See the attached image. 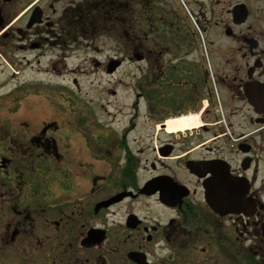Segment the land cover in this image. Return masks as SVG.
<instances>
[{
    "label": "flooded vegetation",
    "instance_id": "obj_1",
    "mask_svg": "<svg viewBox=\"0 0 264 264\" xmlns=\"http://www.w3.org/2000/svg\"><path fill=\"white\" fill-rule=\"evenodd\" d=\"M12 1L0 0V38L13 32L20 48L52 39L99 56L107 37L118 68L132 58L127 0H30L22 27L4 24ZM130 1L129 110L92 112L71 133L84 146L48 135L54 122L0 141V264H264V0ZM94 12L119 14L122 33ZM112 59L95 63L111 74ZM191 114L200 124L166 129ZM213 179L227 211L207 201Z\"/></svg>",
    "mask_w": 264,
    "mask_h": 264
},
{
    "label": "rangeland",
    "instance_id": "obj_2",
    "mask_svg": "<svg viewBox=\"0 0 264 264\" xmlns=\"http://www.w3.org/2000/svg\"><path fill=\"white\" fill-rule=\"evenodd\" d=\"M29 2L30 0H13L7 4L4 24L22 27L25 15H20ZM67 2L68 0H64L57 5L58 9ZM133 2L130 4L132 13L135 5ZM166 3L179 8L182 6V0H166ZM95 17L94 25L99 29L104 25L106 32L122 33L117 26L115 28L118 31L112 30V21L106 13H96ZM126 28V36L119 33V37L126 39L127 54L129 52L133 57L134 29L129 28L128 23ZM7 29L4 27L2 32ZM165 31L168 36L172 34L170 28ZM8 34L5 38H0V141L8 142L4 138H19L25 132L35 131L36 127L42 128L54 122L48 129V135L54 133L62 138L68 137V145L78 142L84 146V139L81 142L73 140L79 135L71 133L76 130L75 126H87L92 112L94 120L105 122L112 120L115 112L121 110L124 115L129 110L133 98L131 90L134 76L138 72L135 57H127L113 74H107L101 65L95 63L97 59L102 60L107 50L111 59L113 58L115 52L111 50L113 43L109 38H103L105 50L98 56L93 47L61 48L52 39L47 40L41 49L20 48L24 42L13 37L15 33ZM108 90H116L117 93L112 95ZM145 115L143 111L142 122L149 120ZM116 119L123 120V117L118 113ZM16 132L19 135H14ZM145 132L143 131L144 134Z\"/></svg>",
    "mask_w": 264,
    "mask_h": 264
},
{
    "label": "water",
    "instance_id": "obj_3",
    "mask_svg": "<svg viewBox=\"0 0 264 264\" xmlns=\"http://www.w3.org/2000/svg\"><path fill=\"white\" fill-rule=\"evenodd\" d=\"M247 15V14H246ZM36 16V17H35ZM30 21V25L37 20L38 15L36 14ZM111 71L114 70L113 64L111 66ZM219 187L217 184L216 179H213L212 182H210L207 185V200L210 204V206L217 212L227 211L228 208L221 202L220 200V192ZM233 209V208H230Z\"/></svg>",
    "mask_w": 264,
    "mask_h": 264
},
{
    "label": "bare ground",
    "instance_id": "obj_4",
    "mask_svg": "<svg viewBox=\"0 0 264 264\" xmlns=\"http://www.w3.org/2000/svg\"><path fill=\"white\" fill-rule=\"evenodd\" d=\"M200 124V119L197 114L183 116L178 119H169L166 121V128L169 131L183 130Z\"/></svg>",
    "mask_w": 264,
    "mask_h": 264
},
{
    "label": "trees",
    "instance_id": "obj_5",
    "mask_svg": "<svg viewBox=\"0 0 264 264\" xmlns=\"http://www.w3.org/2000/svg\"><path fill=\"white\" fill-rule=\"evenodd\" d=\"M98 0H94V3L95 2H97ZM118 3H124L123 1H118ZM95 4H97V3H95ZM129 4V5H128ZM130 4H131V1L130 0H127V12H128V10H132L131 8H130ZM111 9L112 10H116L115 12L116 13H118V11H117V9H118V6H117V3L115 2V3H112L111 4ZM126 12V14H125V16H126V19H128L127 20V23H128V25H132V29H134V22H135V19H134V17H133V19L131 18V16H132V11H130L129 13H127ZM95 14L97 13V12H94ZM93 13V14H94ZM116 13H112V16H113V19H111V21L114 23V21L113 20H116V21H118V17H119V14H116ZM135 14V13H134ZM134 16V15H133ZM130 17V18H129ZM108 21V20H107Z\"/></svg>",
    "mask_w": 264,
    "mask_h": 264
}]
</instances>
